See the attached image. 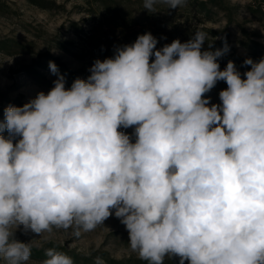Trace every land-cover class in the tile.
<instances>
[{
  "label": "clouds",
  "instance_id": "clouds-1",
  "mask_svg": "<svg viewBox=\"0 0 264 264\" xmlns=\"http://www.w3.org/2000/svg\"><path fill=\"white\" fill-rule=\"evenodd\" d=\"M156 2L144 0L145 10ZM205 41L197 29L157 49L144 33L70 88L49 61L54 86L4 109L0 260L29 261L21 226L78 236L115 215L147 264H264V58H246L242 78L231 60L220 68L226 39L215 50H202ZM218 81L227 87L211 103ZM45 255L42 264H73Z\"/></svg>",
  "mask_w": 264,
  "mask_h": 264
},
{
  "label": "rangeland",
  "instance_id": "rangeland-1",
  "mask_svg": "<svg viewBox=\"0 0 264 264\" xmlns=\"http://www.w3.org/2000/svg\"><path fill=\"white\" fill-rule=\"evenodd\" d=\"M48 1L52 8H40L28 0H0L3 6L0 11V39L14 38L29 44L33 50L32 53L14 55L0 52V109L8 106L12 100H18V105H23L35 98L38 92L47 93L54 86L53 81L57 79L56 75H53L50 69H40L41 67L37 66L39 54L45 51H51L74 70L83 68L88 72L95 60L105 59V54L99 51L98 47L96 49L87 39L89 34L95 32L93 27L96 22L88 19L90 18L88 10L92 7L87 0ZM189 2L191 0H184L169 17L163 18L164 14H162L163 22L170 20L168 28L174 29L176 25L196 31L206 27L223 32L216 40L225 37L228 39L227 44L231 52L243 60L251 58L254 62L258 61L239 42L254 40L264 45V15L258 11V8L262 6L264 12V0H226L229 7H236L233 10V20L229 21L228 11H221L213 21L204 23L198 21L195 10L190 12ZM252 8H255L257 13L252 14L250 11ZM96 36H99V33ZM98 40H96L97 44L101 45L102 41ZM65 42L70 43L67 45L69 50L60 49L59 46ZM156 47L162 48L159 44ZM114 50L111 51V55L115 52ZM27 65L36 67L44 77L29 75L24 70ZM219 92L215 86L205 95L211 98V103H220ZM120 131L129 135L134 132L133 128H121ZM15 237L25 243L31 241V245L36 248H41L49 242H56L86 256L105 250L117 259L138 257L130 250L128 232L115 215L92 231L81 230L78 236L73 234L71 228L64 230L54 227L52 231L39 235L30 230L25 232L21 226L16 231ZM98 260L104 264L102 259ZM0 264H8V262L0 260ZM26 264H42V262L34 263L29 259Z\"/></svg>",
  "mask_w": 264,
  "mask_h": 264
},
{
  "label": "trees",
  "instance_id": "trees-1",
  "mask_svg": "<svg viewBox=\"0 0 264 264\" xmlns=\"http://www.w3.org/2000/svg\"><path fill=\"white\" fill-rule=\"evenodd\" d=\"M30 3L40 7L49 9L52 8L48 0H28ZM91 5L88 13L90 18L96 21L94 23L95 32L88 36V41L94 45L99 51H102L105 54V58L112 57L111 51L116 49L119 46L132 44L135 42L139 35H142L147 32H151L154 37L157 38L158 44L162 45L170 44L173 40L179 39L182 43L188 41L192 35L193 30L190 28H181L175 25V28H168L170 20L163 22L161 16L164 14V17H169L175 9H169L167 3L164 0H157L153 5L154 12L149 13L144 8V0H87ZM53 3V2H51ZM188 8L196 11V17L198 21L204 23L205 21H213L215 16L221 11H228V19L232 21L233 10L236 7H229L226 0H191L188 3ZM3 9L2 3L0 2V11ZM252 14L257 13L255 8L251 10ZM263 15V8L260 6L258 8ZM189 12V13H190ZM169 21V23H168ZM174 24V22H172ZM181 28V29H179ZM200 31H203L207 34V41H205L202 50L209 49V43L212 44V50L222 48L224 45L225 37L221 40H216V38L221 35L223 32L214 31L210 28L203 27ZM99 33V36H96ZM102 44H97L96 40ZM228 41V39H226ZM241 46H244L250 53L253 58L260 60L264 58V45L254 41V40H240ZM70 43L65 42L61 44L60 49L69 50L67 45ZM115 51V50H114ZM0 52L5 54H18V53H32L33 50L30 48L29 44H25L16 40L14 38L0 39ZM233 61L236 65L237 70L243 74L250 70V65H244V60L240 58L234 52L230 50L225 53L222 57L218 59L221 70H223L228 61ZM38 67L40 69H49V61L55 62L58 66L60 74L65 76L66 87L70 88L72 82L76 78L86 79L90 72L86 69L80 68L74 70L71 68L65 61L60 57L52 54L51 51H45V53L39 54ZM24 70L32 76L35 77H44L40 74V70H37L33 65H28L24 67ZM53 87V86H52ZM227 87L224 81H218L216 88L221 91ZM9 105L22 106L18 105V100L10 101ZM8 105V106H9ZM7 106L0 109V120L4 118V109ZM134 130V128H133ZM3 134L8 135L7 131ZM17 239V238H16ZM48 249H54L57 252L66 254L71 257L73 264H97V259H102L104 264H147V261H143L136 256L124 257L121 259L114 258L110 255L109 252L102 250L100 252H95L92 255H83L74 249H68L66 246H63L56 242H49L45 246L39 248L31 245V257L34 263L43 262L47 259L45 253ZM165 264H179V259L172 257L171 259L166 258ZM187 264V262H185Z\"/></svg>",
  "mask_w": 264,
  "mask_h": 264
}]
</instances>
